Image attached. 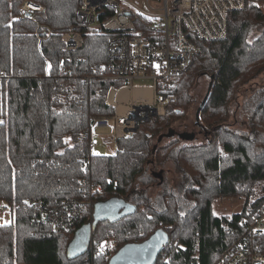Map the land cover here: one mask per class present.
<instances>
[{
  "label": "trees",
  "instance_id": "16d2710c",
  "mask_svg": "<svg viewBox=\"0 0 264 264\" xmlns=\"http://www.w3.org/2000/svg\"><path fill=\"white\" fill-rule=\"evenodd\" d=\"M24 1L0 0V201L14 212L11 223L0 225V264H109L122 247L160 229L170 238L154 264H214L264 202V89L248 102L249 132L227 124L238 89L264 72V0H247L245 9L230 12L227 38L195 39L200 54L174 78L177 103L118 138L112 154L90 149L93 119L115 114L109 92L126 85L107 77L110 35L80 28L84 48L67 50L62 35L80 25V0H34L45 7L34 13L36 20L53 31L42 30L40 40L35 21L19 18ZM203 76L212 85L195 125L205 138L158 145L166 130L188 118ZM168 162L181 173L193 205L182 211L171 192L161 210L148 198L130 203L149 165ZM115 197L124 202L95 222L96 204ZM226 197L244 199L242 211L217 215L214 202ZM65 200L82 207L68 229L35 222V204L50 209ZM89 225L88 248L73 256L71 243Z\"/></svg>",
  "mask_w": 264,
  "mask_h": 264
},
{
  "label": "built area",
  "instance_id": "2783aa9c",
  "mask_svg": "<svg viewBox=\"0 0 264 264\" xmlns=\"http://www.w3.org/2000/svg\"><path fill=\"white\" fill-rule=\"evenodd\" d=\"M144 1L145 7L133 0H80L77 8L80 25L70 26L62 35V41L70 51L80 50L86 44L80 28L110 35L111 74L107 77L123 79L126 85L120 89L111 88L109 97L116 91L133 88L135 80L153 81L154 95L150 103L133 100L122 108L115 104L118 109L112 120L117 139L132 134L140 121L151 118L152 110L148 107L156 109V115H165L169 105L177 103L174 78L189 69L200 54L195 39L227 38L230 12L247 6V0ZM44 10L45 7L34 0L24 1L20 8L19 18L35 21L40 40L43 39L42 30L47 36L53 33L48 25L35 18L36 11ZM110 121V117L94 118L91 134L99 128L110 127ZM97 142L91 137L90 149L94 154H101L95 148ZM74 202L65 200L60 207L50 209L43 203L35 204V222L48 225L52 231L68 229L81 214L80 202ZM29 204L34 202L29 201ZM243 224L246 233L214 264H264V202L253 220H244Z\"/></svg>",
  "mask_w": 264,
  "mask_h": 264
},
{
  "label": "rangeland",
  "instance_id": "374dc122",
  "mask_svg": "<svg viewBox=\"0 0 264 264\" xmlns=\"http://www.w3.org/2000/svg\"><path fill=\"white\" fill-rule=\"evenodd\" d=\"M139 2L143 7H145L144 0H133ZM154 6V4H153ZM152 80H135L133 85L136 86H147L152 85ZM210 85V78L208 76L201 77L193 89V94L196 98L195 103L191 106L189 111V116L187 119L182 121H177L172 128L176 132H194L196 137L190 139H182L183 143H196L202 141L205 136L203 133L199 132V128L195 125L196 112L199 107L200 102L206 95L207 89ZM260 89H264V72L258 75L256 78L243 85L238 89L237 97L231 103V115L227 122L228 126L233 129L247 133L250 130V112L247 107L248 102L252 101V97L257 95ZM114 117L111 116L110 125L115 126ZM110 131L109 128H106ZM169 133V130H166ZM160 141L156 143L159 145L165 144L174 138H180L177 134L167 135ZM116 136V132H115ZM112 146L105 147V145L99 146L104 154L113 152L116 149V138H112ZM161 174V175H160ZM182 176L181 173L176 169L173 162H168L165 166H160L158 164H151L148 167L147 173L140 177L137 182V187L135 193L130 198L129 202H137L148 198L151 204H153L157 209H163V197L167 192L175 193L178 197L179 205L182 211L187 210L193 205L192 201H189L184 194V187H182ZM185 185H190L185 181ZM244 199L240 197H226L220 198L214 202V212L217 215H233L242 211L244 206ZM6 207V208H5ZM14 219V212L9 207L6 202L0 201V225L9 224Z\"/></svg>",
  "mask_w": 264,
  "mask_h": 264
},
{
  "label": "water",
  "instance_id": "95a60500",
  "mask_svg": "<svg viewBox=\"0 0 264 264\" xmlns=\"http://www.w3.org/2000/svg\"><path fill=\"white\" fill-rule=\"evenodd\" d=\"M209 85V90L211 89ZM149 110H152L151 116H155L154 108L148 107ZM199 110H197V120L196 124H199ZM148 120V119H147ZM138 127L133 131L137 132ZM161 136V139L166 136ZM177 134L180 138L183 139H192L196 135L194 132H176L174 128L169 130L167 135ZM161 175V174H160ZM124 202V199L119 200L117 197L110 199L105 202H99L95 207V222L106 217L116 211V209ZM93 227L91 225L85 227V230L81 231L78 236L73 240L70 247V253L74 255H79L85 251L91 241ZM170 235L164 230L160 229L156 231L150 238L141 243H131L122 247L116 254H114L109 264H154L158 258V255L163 250L165 244L169 241Z\"/></svg>",
  "mask_w": 264,
  "mask_h": 264
},
{
  "label": "crops",
  "instance_id": "0c3cea01",
  "mask_svg": "<svg viewBox=\"0 0 264 264\" xmlns=\"http://www.w3.org/2000/svg\"><path fill=\"white\" fill-rule=\"evenodd\" d=\"M123 92V93H122ZM154 95V90L152 88V85L147 86H136L134 85L133 88H127L123 89L121 91L114 92L109 97V102L116 106V109L122 108L127 103L133 100H139L143 101L145 103H150ZM117 103V105H115ZM108 127L110 131H108L106 128H99L96 131H93L91 134V137L96 139L98 142L95 145V148L101 152V154H104L99 146L102 144L105 145V147H111L113 139L116 138L115 136V126L112 127L109 125ZM117 150V138H116V149L113 152H110L108 154H112Z\"/></svg>",
  "mask_w": 264,
  "mask_h": 264
},
{
  "label": "bare ground",
  "instance_id": "6f19581e",
  "mask_svg": "<svg viewBox=\"0 0 264 264\" xmlns=\"http://www.w3.org/2000/svg\"><path fill=\"white\" fill-rule=\"evenodd\" d=\"M180 76V75H179ZM123 93V92H122ZM139 128V127H138ZM74 227V226H73Z\"/></svg>",
  "mask_w": 264,
  "mask_h": 264
}]
</instances>
